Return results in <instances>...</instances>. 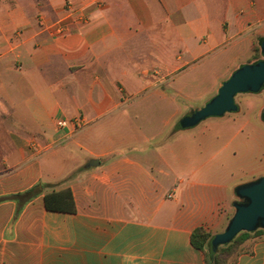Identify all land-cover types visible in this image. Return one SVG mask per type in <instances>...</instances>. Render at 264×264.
<instances>
[{
  "label": "crops",
  "instance_id": "1",
  "mask_svg": "<svg viewBox=\"0 0 264 264\" xmlns=\"http://www.w3.org/2000/svg\"><path fill=\"white\" fill-rule=\"evenodd\" d=\"M72 1L87 22L66 0H0V196L41 190L16 219L0 202V264H206L193 230H225L236 187L264 173L233 180L203 150L156 147L164 129L131 110L176 99L178 73L206 55L215 89L262 59L264 0ZM180 110L162 128L189 129ZM65 187L75 212L47 209L44 193ZM229 264H264V234Z\"/></svg>",
  "mask_w": 264,
  "mask_h": 264
},
{
  "label": "rangeland",
  "instance_id": "2",
  "mask_svg": "<svg viewBox=\"0 0 264 264\" xmlns=\"http://www.w3.org/2000/svg\"><path fill=\"white\" fill-rule=\"evenodd\" d=\"M213 57L214 53L206 55L178 73L175 79H179L184 92L174 96L176 99L164 100L153 95V98L147 101L150 103L148 107L131 110V114H137L138 125L142 128V124L149 121L150 127L155 126L157 132L164 129V134L156 140V147L170 144L167 150L175 152L203 150L205 164L212 160L214 167L221 172H227L230 179H248L253 172L264 173V123L257 117L259 107L264 104V90L258 93L237 94L235 101L240 108L237 112L208 117L189 129L177 128L180 117L203 107L218 93L219 87L215 89L214 86L219 79L211 75ZM223 80L220 81V86L226 79ZM165 85L162 83L160 86ZM150 92L152 93L150 90L144 91L135 101H143L145 96L152 95ZM179 108L182 109L179 111L181 115L174 117L177 124H172L168 129L164 128L165 126L162 128L163 123L175 115ZM234 212L233 206L227 223ZM217 233L212 231L213 235ZM234 259L235 255L229 259V263Z\"/></svg>",
  "mask_w": 264,
  "mask_h": 264
},
{
  "label": "water",
  "instance_id": "3",
  "mask_svg": "<svg viewBox=\"0 0 264 264\" xmlns=\"http://www.w3.org/2000/svg\"><path fill=\"white\" fill-rule=\"evenodd\" d=\"M264 55V41L262 42ZM264 88V57L253 63H246L235 70L219 87L218 93L203 107L184 116L180 127H191L212 116H223L238 110L235 98L239 93H257ZM264 117V110H263ZM99 164L96 160L95 163ZM239 200L234 202L235 212L224 231L213 235L211 246L217 250L226 245L242 231L253 232L264 228V176L240 184L235 190Z\"/></svg>",
  "mask_w": 264,
  "mask_h": 264
},
{
  "label": "trees",
  "instance_id": "4",
  "mask_svg": "<svg viewBox=\"0 0 264 264\" xmlns=\"http://www.w3.org/2000/svg\"><path fill=\"white\" fill-rule=\"evenodd\" d=\"M40 193L41 190L35 185L21 192L0 196V202L4 200H13L16 202L17 208L14 216L16 219L25 205ZM44 202L45 207L49 210L62 212H75L76 210L74 194L70 187L44 193ZM262 234H264V229H257L253 232L242 231L232 242L214 250L211 246V238L213 237L212 232L203 226H199L193 230L191 242L195 247L205 250L207 253L206 264H229V259L234 255L236 257L241 252L242 243L246 239Z\"/></svg>",
  "mask_w": 264,
  "mask_h": 264
},
{
  "label": "built area",
  "instance_id": "5",
  "mask_svg": "<svg viewBox=\"0 0 264 264\" xmlns=\"http://www.w3.org/2000/svg\"><path fill=\"white\" fill-rule=\"evenodd\" d=\"M64 11L65 16L66 17H75L76 20H78L79 22H87L90 18L89 13L84 12L82 9H78L76 8L75 4L73 3L72 0H66L65 4H64ZM62 19H60L55 27V33L56 34H61L66 30V27L61 23ZM79 120V119H78ZM77 120V121H78ZM80 122V121H78ZM80 124V123H78ZM57 125L59 127H65L68 125V120L66 119H59L57 122Z\"/></svg>",
  "mask_w": 264,
  "mask_h": 264
}]
</instances>
